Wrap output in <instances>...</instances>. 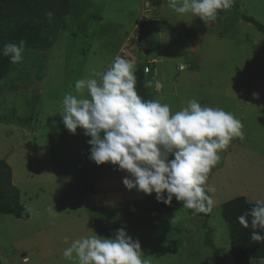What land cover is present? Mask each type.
I'll list each match as a JSON object with an SVG mask.
<instances>
[{"label": "rangeland", "instance_id": "374dc122", "mask_svg": "<svg viewBox=\"0 0 264 264\" xmlns=\"http://www.w3.org/2000/svg\"><path fill=\"white\" fill-rule=\"evenodd\" d=\"M160 16L165 24L157 30L152 21ZM244 17L264 26V0H231L229 8L207 22L177 14L168 0L71 1L66 29L55 44L50 49H24L22 61L11 63L0 82V160L9 158L13 184L30 213L27 220L0 214V264H77L63 257L73 240L90 235L88 229L114 238L121 228L140 242L150 264H235L223 204L242 196L251 203L264 199V33ZM193 28L198 48L191 57L184 51L193 43L186 37L187 29ZM142 29L154 34L162 30V64L168 69L164 91H151L149 100L166 103L175 113L196 99L202 106L232 113L243 124L242 136L219 153L209 174L208 183L215 188L209 194L214 200L209 217L183 209L175 198L169 206L127 189L123 180L133 177L112 164L99 168L90 158L91 138L83 129L69 132L61 117L56 124L61 97L87 96L86 90L76 93V81L105 72L124 37ZM210 30L211 35L204 34ZM190 58L196 70L191 69ZM175 59L177 67L180 62L185 68L182 76L188 74L187 85L195 89L188 91L180 82L174 96L170 71L174 63L170 66L168 61ZM164 75L160 73L157 81ZM69 179L74 187L66 182ZM42 182L47 183L46 201L35 196ZM78 188L84 194L91 188L97 192L89 194L87 204L93 201L94 208L84 216H76L85 206L76 201L80 192H72ZM53 195L60 196V203L71 204L68 208L74 212L67 214L60 203L53 206ZM137 196L144 199L135 203Z\"/></svg>", "mask_w": 264, "mask_h": 264}, {"label": "clouds", "instance_id": "9594fccd", "mask_svg": "<svg viewBox=\"0 0 264 264\" xmlns=\"http://www.w3.org/2000/svg\"><path fill=\"white\" fill-rule=\"evenodd\" d=\"M168 3L177 14H191L205 22L215 20L220 10L231 6V0ZM24 48L23 40L8 43L0 54L17 64ZM136 85L135 61L117 55L105 72L76 81V93L86 90L87 96L65 94L64 126L73 134L83 129L91 138L90 158L97 165L112 164L129 173L133 178L123 180L127 189L149 196L155 193L158 201L169 206L175 198L183 209L210 212L214 200L209 194L215 188L208 183L209 174L220 160L219 153L242 136V122L232 113L202 106L196 99L172 113L166 103L143 100ZM152 86L153 82L145 80V88ZM155 87L163 85L155 81ZM238 220L244 228L251 225L253 241H264V199H256ZM88 230L90 235L73 240L63 250L65 259L77 264H150L140 242L124 228L117 230L114 238H102Z\"/></svg>", "mask_w": 264, "mask_h": 264}, {"label": "trees", "instance_id": "16d2710c", "mask_svg": "<svg viewBox=\"0 0 264 264\" xmlns=\"http://www.w3.org/2000/svg\"><path fill=\"white\" fill-rule=\"evenodd\" d=\"M71 1L0 0V49L5 44L18 43L21 40L25 41V50L27 48L50 49L55 44L58 34L66 29V18L71 11ZM244 20L253 23L264 33V26L248 17H244ZM145 67L146 64H142L135 70L136 90L143 100L148 101L151 88H145L144 82L145 80L153 81L152 76L155 75L157 78L160 73L156 72L154 66V69L147 74ZM10 69V58L0 54V82L5 80ZM253 206L254 203L243 196L223 204L222 215L230 229V254L235 264H252L253 261L264 260V241H253L251 225L244 228L238 220L239 216L250 211ZM195 213L199 217H209V212ZM0 214L13 215L22 220L30 217L28 209L21 203L18 187L13 184L11 167L4 160H0ZM256 231L260 230L256 229ZM206 242L212 245L209 240Z\"/></svg>", "mask_w": 264, "mask_h": 264}, {"label": "crops", "instance_id": "0c3cea01", "mask_svg": "<svg viewBox=\"0 0 264 264\" xmlns=\"http://www.w3.org/2000/svg\"><path fill=\"white\" fill-rule=\"evenodd\" d=\"M161 7H163V6H161ZM158 12H160L161 10L160 9H158L157 10ZM153 23H157V25H158V28H157V30L159 29V28H162L163 27V25L165 24L164 22H163V18H161V16L160 17H157V18H155L154 19V21H152ZM210 25H212L211 23H210ZM176 27V26H175ZM177 28H178V26H177ZM176 28V29H177ZM196 29H199L200 27H195ZM195 28H193V31H192V29H187V33H186V37L188 38V39H190V40H192V44H191V46L188 48V49H186L185 51H184V53L186 54V53H192L193 55L191 56V57H194V54L196 53V51H197V48H198V39L196 38V40H195V38H194V34H196L195 33ZM179 29H183V28H179ZM142 32V33H141ZM141 32H140V34H139V32H132V34H137V36L139 37V39H140V43L138 44V47L136 48V49H134L131 53H129V57L127 58V59H132V60H134L135 61V70L138 68V67H140V65H142V64H146V61H149V60H151V61H153V60H156V61H158V63L155 65V67H156V72H158V73H161L162 75H164L165 73H167L168 72V69L167 68H165L164 66H163V64H162V62H164L165 63V60L164 59H162V56H163V48H162V42H161V39H162V30H159L158 32H156L155 34L154 33H152L151 31H146V29H145V31H144V29H142L141 30ZM131 33L130 34H128L127 36H125L124 37V40H122V42H120L119 43V45L114 49V51H115V54H117L118 53V51L120 50V48L124 45V43H125V41H126V39H127V37H129L130 35H132ZM205 35H207V36H209V35H211V30L208 32V33H204ZM154 36V37H153ZM114 54V55H115ZM158 57H159V59H158ZM191 59V61H189V59H187L188 60V62H190V63H192L193 65H192V67H191V69L192 70H196V68H198V66L194 63V58H190ZM112 61H113V59H112ZM112 61L108 64V66H107V69L111 66V64H112ZM177 59H175V60H173V61H168V63L170 64V66H171V64L172 63H174V66H171V67H174V68H171V73H172V76H174V80H173V87H174V96L177 94V91H178V89H177V87L178 86H180V82H182L183 84H184V87L186 88V90H188V91H193L195 88L194 87H192V86H189V85H187V83H186V81H187V76H188V74H186V75H184V77L182 76V74L180 73V71H184L185 70V68H184V66L179 62V66L177 67ZM157 65H159V67H157ZM175 65H176V67H175ZM179 69V70H178ZM192 70H191V72L190 73H193L192 72ZM186 76V77H185ZM153 78V81H151V82H153V86L152 87H150L151 88V91L152 92H155V93H160V92H163L164 91V84L166 83V81H165V75L162 77V80H161V83H162V85H163V87L162 88H160V89H157L156 87H155V81H157V78L155 77V76H153L152 77ZM76 95V94H75ZM79 96V95H78ZM63 98L64 97H61V99L59 100V109H58V107H57V109L59 110V116L57 117V120H56V124L59 122V120H60V117L62 116V107H63V105H62V101H63ZM61 121H62V119H61ZM63 122V121H62ZM55 124V125H56ZM64 125V124H63ZM61 128L62 127H60L59 128V132H61ZM38 129V128H37ZM34 130H35V128H34ZM85 137V136H84ZM62 138H65V137H62ZM8 159L9 158H7L6 160H7V163L9 164V166L11 165L10 164V161H8ZM50 159H52V161H55L56 160V157H54V158H52V157H50ZM78 160H79V151H78V153H77V160H76V166H77V163H78ZM85 160H88L89 161V154L85 157ZM49 164H50V162H49ZM52 166V165H51ZM99 166V168L102 166L103 168H105V167H107L106 165H98ZM12 170V169H11ZM75 172H77V168H76V171ZM54 173H56V172H54ZM63 174H64V172H62ZM41 176V175H40ZM39 176V177H40ZM118 175H116V176H114L115 178L117 177ZM12 178H13V181H14V175H13V171H12ZM57 180H58V178H57ZM59 180H60V178H59ZM67 183H70L71 184V186L72 187H74L75 185H74V181H72V180H67L66 181ZM43 184L42 185H40V187L41 188H39L38 190H39V192L38 193H36L35 194V196H37L36 197V200H38L39 198H40V200H42L43 199V195H44V193H46V190H45V188H44V185H46L47 183L46 182H42ZM55 183V182H54ZM35 184V183H34ZM39 186V185H38ZM90 190V189H89ZM73 193H76V192H80V198L78 199L77 198V196L78 195H76V201L77 202H81V206L82 205H84L85 204V206H82L81 208H84V210L83 211H79L78 213H77V215L76 216H80V215H82V216H84L85 214H88L91 210V207H93L94 208V203H93V201L92 202H90L89 204H87V198L89 197V194L91 193V192H93V194H97V192L95 191V189H93V188H91V191H90V193H83L82 191H81V189L80 188H78V189H74L73 191H72ZM91 195V194H90ZM32 198H34V196H32L31 195V201H32ZM60 199V196H55V195H53L52 196V198H51V200H50V202H52V204H53V206L55 205L57 208H58V206H59V200ZM144 199V198H143ZM143 199H139L138 198V196L134 199V202L135 203H137V202H139V201H142ZM155 199H157L156 198V194L154 193L153 195H151V196H149L148 198H147V200H155ZM43 201H46V198H44L43 199ZM62 202H63V200H62ZM60 203V204H63L62 205V207L63 208H65L64 209V211L67 213V214H72L73 212H74V210H72L71 208L72 207H70V208H68L69 206H72L71 204H68L67 205V203ZM52 207V206H51ZM61 207V208H62ZM86 207V208H85ZM53 208V207H52ZM148 219H150V217H148ZM92 223V222H91ZM25 257H27V256H25Z\"/></svg>", "mask_w": 264, "mask_h": 264}, {"label": "built area", "instance_id": "2783aa9c", "mask_svg": "<svg viewBox=\"0 0 264 264\" xmlns=\"http://www.w3.org/2000/svg\"><path fill=\"white\" fill-rule=\"evenodd\" d=\"M139 43H140V39L137 36V34L130 35L129 37H127L124 45L120 48V50L115 55V57L117 55H120V56H122V57H124V58L127 59L129 57V53H131L134 49H136L138 47V44ZM155 62H156L155 60L148 61L147 62L146 67H145V72L147 74L151 72V70L153 69V66H154Z\"/></svg>", "mask_w": 264, "mask_h": 264}]
</instances>
